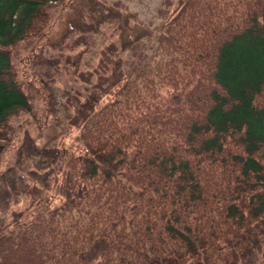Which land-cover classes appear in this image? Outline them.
<instances>
[{"label": "trees", "instance_id": "1", "mask_svg": "<svg viewBox=\"0 0 264 264\" xmlns=\"http://www.w3.org/2000/svg\"><path fill=\"white\" fill-rule=\"evenodd\" d=\"M57 1L0 0V161L30 107L9 50ZM168 2L152 51L129 63L145 32L108 17L118 60L91 89L106 96L68 114L74 151L49 160L63 198L0 232V264H264V0ZM24 139L18 161L41 158Z\"/></svg>", "mask_w": 264, "mask_h": 264}, {"label": "rangeland", "instance_id": "2", "mask_svg": "<svg viewBox=\"0 0 264 264\" xmlns=\"http://www.w3.org/2000/svg\"><path fill=\"white\" fill-rule=\"evenodd\" d=\"M168 4V0H59L51 3L49 18L39 33L10 48L16 77L30 107L18 110L8 123L0 171L12 166L16 172L11 179L5 172L0 174V232L28 218L34 209L57 203L55 198L51 200L55 192L63 198L54 180L56 165L50 164L74 151L71 143L82 124L68 114L88 111L91 104L79 105L84 106L89 97L91 103H97L106 96V87L91 89L96 79L104 78L103 70L96 69L118 60L107 51L117 49L121 38L108 17L128 14L126 32L131 33L136 26L140 33L145 32L124 50L129 63L134 56L142 58L152 51L162 21L161 9ZM122 19L126 21V16ZM27 133L43 148V156L31 154L18 161V154L30 149L25 139L20 142ZM47 145L54 146L50 154L43 151ZM50 159L55 160L49 164Z\"/></svg>", "mask_w": 264, "mask_h": 264}]
</instances>
